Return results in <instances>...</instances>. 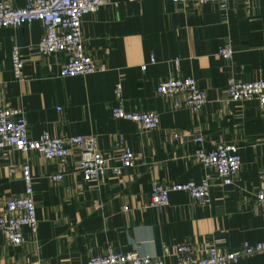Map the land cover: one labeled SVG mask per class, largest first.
Here are the masks:
<instances>
[{
  "label": "crops",
  "instance_id": "crops-1",
  "mask_svg": "<svg viewBox=\"0 0 264 264\" xmlns=\"http://www.w3.org/2000/svg\"><path fill=\"white\" fill-rule=\"evenodd\" d=\"M44 32L40 21L0 29V107L23 108L31 138L43 132L95 136L106 154L118 156L122 146L129 147L135 164L86 182L76 148L60 159L7 148L0 155V213L8 199L23 195L21 166L28 162L38 232L24 228L25 243L12 245L0 230V264H86L108 252L163 256L164 246L165 264H179V243L207 242L232 251L244 241H264L256 199L264 187V105L226 95L229 77L264 81V0H230L226 8L214 2L109 0L82 19L86 50L104 70L75 77L60 75L65 53L37 50ZM228 42L235 50L231 59L218 54ZM14 46L25 59L23 81L12 71ZM185 77L208 94L199 112L157 92L162 81ZM117 83L124 108L156 112L157 128L146 131L113 117ZM197 134L206 150L223 143L239 147L242 167L234 183L222 186L213 178L207 206L176 191L166 206L149 207L154 183L202 180L206 169L193 155ZM57 173L63 174L59 182L51 179ZM231 264H264V252Z\"/></svg>",
  "mask_w": 264,
  "mask_h": 264
},
{
  "label": "built area",
  "instance_id": "built-area-1",
  "mask_svg": "<svg viewBox=\"0 0 264 264\" xmlns=\"http://www.w3.org/2000/svg\"><path fill=\"white\" fill-rule=\"evenodd\" d=\"M109 0H25L23 7L13 6L9 0H0V29L12 26H21L33 21H40L45 32L37 50L44 55L65 53L66 61L62 64L60 75L75 77L78 75L93 74L104 70L88 54L82 37V19L92 14ZM179 4L195 2L205 4L217 3L226 8L230 0H171ZM231 43H225L218 54L225 59H231L234 54ZM12 71L14 77L23 81L25 78V59L18 46L11 52ZM154 62V58H151ZM146 65L142 69H146ZM157 92L174 99L175 106H186L193 112H199L208 102V94L201 89L192 77L169 78L162 81ZM117 105L112 109L114 118L136 122L143 130H153L159 125V115L154 111H128L123 105V87L117 83L115 87ZM228 100L241 102L257 100L264 105V81H238L229 77L226 84ZM175 133L174 137L178 138ZM197 147L194 157L204 166L206 172L199 183L194 181L182 183H154L150 192L149 207H162L169 203L172 192H184L198 204L207 206L211 203V188L213 180L220 185L234 183L242 167V158L239 147L233 143L216 144L210 150L203 147L204 136H194ZM7 148H13L23 153L35 151L46 159H60L67 157L73 149L78 150L79 168L86 182H98L109 171L120 174L122 169L130 168L135 164L133 151L122 146L118 156L102 152L95 136L55 137L43 132L38 138H31L27 131V121L23 108L0 107V155ZM118 164H111L114 160ZM14 168H10L12 172ZM211 170L213 172H211ZM24 192L22 196L7 200L0 213V230L12 245L25 243L24 228H29L33 234L38 232V218L33 193V175L31 166L25 162L21 166ZM214 178V179H213ZM51 179L61 181L62 173L53 174ZM257 203L264 215V187L256 193ZM127 210V207L124 208ZM163 256L140 255L136 251L108 252L91 256L86 264H165L168 254L164 246ZM176 254L180 258L179 264H231L241 259L264 252V241L251 243L244 241L237 249L223 251L213 243H203L198 247L194 242L179 243L175 246Z\"/></svg>",
  "mask_w": 264,
  "mask_h": 264
}]
</instances>
